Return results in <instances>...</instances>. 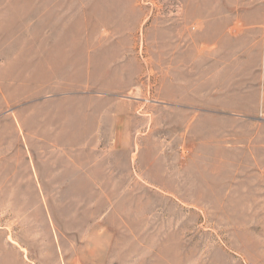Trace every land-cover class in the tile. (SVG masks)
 Listing matches in <instances>:
<instances>
[{"label": "rangeland", "instance_id": "rangeland-1", "mask_svg": "<svg viewBox=\"0 0 264 264\" xmlns=\"http://www.w3.org/2000/svg\"><path fill=\"white\" fill-rule=\"evenodd\" d=\"M0 264H264V0H0Z\"/></svg>", "mask_w": 264, "mask_h": 264}, {"label": "bare ground", "instance_id": "bare-ground-1", "mask_svg": "<svg viewBox=\"0 0 264 264\" xmlns=\"http://www.w3.org/2000/svg\"><path fill=\"white\" fill-rule=\"evenodd\" d=\"M70 115V114H69ZM66 118V117H65ZM43 119V118H42Z\"/></svg>", "mask_w": 264, "mask_h": 264}]
</instances>
